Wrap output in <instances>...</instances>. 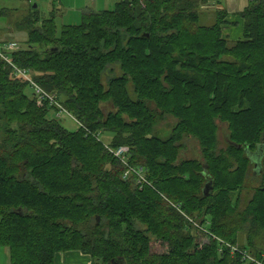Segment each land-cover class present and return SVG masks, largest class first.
Segmentation results:
<instances>
[{
	"label": "trees",
	"instance_id": "trees-1",
	"mask_svg": "<svg viewBox=\"0 0 264 264\" xmlns=\"http://www.w3.org/2000/svg\"><path fill=\"white\" fill-rule=\"evenodd\" d=\"M206 1L119 0L59 33L32 7L11 26L24 40L0 28L9 264L264 263V0H247L234 40L225 8L200 25Z\"/></svg>",
	"mask_w": 264,
	"mask_h": 264
},
{
	"label": "rangeland",
	"instance_id": "rangeland-1",
	"mask_svg": "<svg viewBox=\"0 0 264 264\" xmlns=\"http://www.w3.org/2000/svg\"><path fill=\"white\" fill-rule=\"evenodd\" d=\"M118 1L119 0H0V11L6 10L9 14L6 17L0 18V28H11L10 30L11 32L13 31V36H15L16 40L20 42L25 39V34L23 32H15V29L11 26L17 24L22 16L30 11L34 5H36V9L41 18L47 19L54 16L57 33H59L62 26L79 24L81 14L85 11L86 7L90 11L107 10L112 9ZM219 3L220 7L222 9L225 8L231 17L237 22L233 27L230 26L232 27L231 29H239L241 21L237 14L244 9L247 0H220ZM199 9L200 25H212L214 13L218 8L214 6L211 1H206ZM61 122L70 131H75L77 129V125L68 117L62 116ZM170 124L171 123L169 122V125ZM222 130H224V126H220L218 137L220 145H222ZM100 139L104 143L110 141L109 135H102ZM196 155H198L196 143L193 141L188 142L184 156L194 157ZM0 264H9L7 251L3 248H0Z\"/></svg>",
	"mask_w": 264,
	"mask_h": 264
},
{
	"label": "crops",
	"instance_id": "crops-1",
	"mask_svg": "<svg viewBox=\"0 0 264 264\" xmlns=\"http://www.w3.org/2000/svg\"><path fill=\"white\" fill-rule=\"evenodd\" d=\"M212 2L214 6H216L218 9H222L220 7V3L214 1V0H209ZM88 9L87 7L85 10ZM229 19H234V18H229ZM229 36L232 39L238 38L241 35V28L239 29H229L228 30ZM54 264H91V259L83 255L79 252H66L62 254H58L55 258V263Z\"/></svg>",
	"mask_w": 264,
	"mask_h": 264
},
{
	"label": "built area",
	"instance_id": "built-area-1",
	"mask_svg": "<svg viewBox=\"0 0 264 264\" xmlns=\"http://www.w3.org/2000/svg\"><path fill=\"white\" fill-rule=\"evenodd\" d=\"M214 1L217 2V1H220V0H214ZM14 48H16V45H14V44H10V45L8 46V49H14ZM19 74L23 75V77H27V76H25V73H24V72H19ZM35 91H36L37 94H40V95H39V98H40V99H42L43 97H46V94H44L39 88H36ZM60 113H64V114H66V115L68 116L67 112H65V111L62 110V109L60 110ZM68 117H70V115H69ZM70 118H71V117H70ZM126 151H127L126 148H120L119 150H117V151L115 152V156H121L122 153H124V152H126ZM222 244L225 246V248H229L230 251H231L232 253L235 252V251H237L236 248L229 247V245L224 244V243H222ZM240 255L242 256V260L246 261V263H251V264H264L263 262L254 259L252 256H250V255H249L248 253H246V252H241Z\"/></svg>",
	"mask_w": 264,
	"mask_h": 264
},
{
	"label": "water",
	"instance_id": "water-1",
	"mask_svg": "<svg viewBox=\"0 0 264 264\" xmlns=\"http://www.w3.org/2000/svg\"><path fill=\"white\" fill-rule=\"evenodd\" d=\"M35 7H36V5L33 6V8H35ZM254 164H256V163H254ZM207 189H208V186L206 185L205 189H204V193L207 191ZM19 213H21V212L19 211Z\"/></svg>",
	"mask_w": 264,
	"mask_h": 264
}]
</instances>
